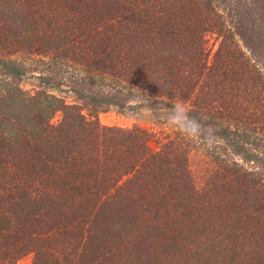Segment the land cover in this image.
<instances>
[{
	"label": "trees",
	"instance_id": "obj_1",
	"mask_svg": "<svg viewBox=\"0 0 264 264\" xmlns=\"http://www.w3.org/2000/svg\"><path fill=\"white\" fill-rule=\"evenodd\" d=\"M172 102L203 137L97 117ZM26 255L264 264V0H0V264Z\"/></svg>",
	"mask_w": 264,
	"mask_h": 264
},
{
	"label": "rangeland",
	"instance_id": "obj_2",
	"mask_svg": "<svg viewBox=\"0 0 264 264\" xmlns=\"http://www.w3.org/2000/svg\"><path fill=\"white\" fill-rule=\"evenodd\" d=\"M29 75V73H27ZM26 75V76H28ZM37 84V79L33 77H22L19 81V85L24 90H32L34 88V85ZM55 92V91H53ZM98 120L101 124L109 125V126H118V127H131L133 125H138L144 128L149 129L152 134L154 135L152 139H154L157 142L151 141L153 147H157L158 141L164 140V136L167 133H171V129L169 127V124L165 122L166 124L161 125L160 122H158L157 116L152 113V111L147 106H141V107H134V108H119L116 106H111L108 109L104 111H100L97 114ZM60 118V114L56 113L52 121L57 122ZM163 118L161 117L160 121H162ZM173 129V128H172ZM194 173H200L201 169L200 167H191ZM32 256L26 255L22 257L18 264H33L32 263Z\"/></svg>",
	"mask_w": 264,
	"mask_h": 264
},
{
	"label": "clouds",
	"instance_id": "obj_3",
	"mask_svg": "<svg viewBox=\"0 0 264 264\" xmlns=\"http://www.w3.org/2000/svg\"><path fill=\"white\" fill-rule=\"evenodd\" d=\"M172 107L164 108L165 121L189 139H199L205 135V127L201 118L189 113L183 102H172Z\"/></svg>",
	"mask_w": 264,
	"mask_h": 264
}]
</instances>
